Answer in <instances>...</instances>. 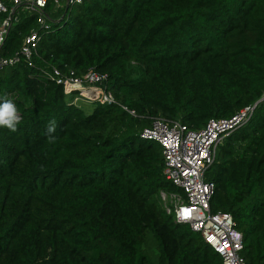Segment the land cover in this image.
<instances>
[{"label":"trees","instance_id":"trees-1","mask_svg":"<svg viewBox=\"0 0 264 264\" xmlns=\"http://www.w3.org/2000/svg\"><path fill=\"white\" fill-rule=\"evenodd\" d=\"M67 15L41 34L32 67L0 70V104L20 117L15 131L0 126V264H220L163 209L159 193L180 191L138 134L152 118L197 131L264 96V0H83ZM33 28L22 16L1 54ZM52 69L105 75L116 104L85 114ZM205 179L244 264H264V100L222 139Z\"/></svg>","mask_w":264,"mask_h":264},{"label":"built area","instance_id":"built-area-1","mask_svg":"<svg viewBox=\"0 0 264 264\" xmlns=\"http://www.w3.org/2000/svg\"><path fill=\"white\" fill-rule=\"evenodd\" d=\"M83 0H0V70L24 64L33 66L36 48L42 33L52 25L65 21L67 10ZM48 9V10H47ZM34 16L35 28L22 37L20 45L10 56L1 54L9 29L22 16ZM68 16V15H67ZM50 80L62 86L66 94L76 92L68 104L79 106L80 102L100 105L116 104L112 94L106 91L105 75L88 70L81 77L70 71L62 75L51 70ZM130 115L125 107H121ZM253 106L242 108L227 119H209L202 129L193 131L178 121L152 118L147 127L140 130L142 140L158 144L162 158V175L180 191L159 193L166 213L177 224H186L192 232L220 258V264H244L241 256L242 236L235 230L234 222L227 213L209 210L213 184L205 179V172L213 163L215 151L222 139L245 124L251 117ZM227 245V246H226Z\"/></svg>","mask_w":264,"mask_h":264},{"label":"clouds","instance_id":"clouds-1","mask_svg":"<svg viewBox=\"0 0 264 264\" xmlns=\"http://www.w3.org/2000/svg\"><path fill=\"white\" fill-rule=\"evenodd\" d=\"M19 115L15 105L11 101L0 104V126H5L15 131V126L19 122ZM54 127H49L48 132H53Z\"/></svg>","mask_w":264,"mask_h":264},{"label":"rangeland","instance_id":"rangeland-1","mask_svg":"<svg viewBox=\"0 0 264 264\" xmlns=\"http://www.w3.org/2000/svg\"><path fill=\"white\" fill-rule=\"evenodd\" d=\"M60 3L63 5V0H60ZM71 15H73V13H71ZM79 106L82 108V111L85 113V114H89L92 109L95 107V103H85V102H80L79 103ZM220 145V144H219ZM218 145V147H219ZM145 250H146V253L151 257V258H154L156 253H155V247L154 245L151 243L150 241V244H148L146 247H145Z\"/></svg>","mask_w":264,"mask_h":264},{"label":"water","instance_id":"water-1","mask_svg":"<svg viewBox=\"0 0 264 264\" xmlns=\"http://www.w3.org/2000/svg\"><path fill=\"white\" fill-rule=\"evenodd\" d=\"M264 100V96L262 98H260L258 101H256L254 104H253V108L256 106L257 103H259L260 101Z\"/></svg>","mask_w":264,"mask_h":264},{"label":"snow or ice","instance_id":"snow-or-ice-1","mask_svg":"<svg viewBox=\"0 0 264 264\" xmlns=\"http://www.w3.org/2000/svg\"><path fill=\"white\" fill-rule=\"evenodd\" d=\"M227 246V245H226Z\"/></svg>","mask_w":264,"mask_h":264}]
</instances>
